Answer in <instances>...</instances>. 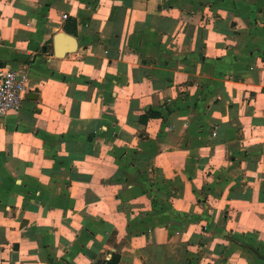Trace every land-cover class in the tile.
Segmentation results:
<instances>
[{
  "label": "crops",
  "instance_id": "crops-1",
  "mask_svg": "<svg viewBox=\"0 0 264 264\" xmlns=\"http://www.w3.org/2000/svg\"><path fill=\"white\" fill-rule=\"evenodd\" d=\"M0 67V264H264V0H0Z\"/></svg>",
  "mask_w": 264,
  "mask_h": 264
},
{
  "label": "built area",
  "instance_id": "built-area-1",
  "mask_svg": "<svg viewBox=\"0 0 264 264\" xmlns=\"http://www.w3.org/2000/svg\"><path fill=\"white\" fill-rule=\"evenodd\" d=\"M64 17L67 18V15ZM27 85L26 73L8 67H0V116L21 109Z\"/></svg>",
  "mask_w": 264,
  "mask_h": 264
},
{
  "label": "water",
  "instance_id": "water-1",
  "mask_svg": "<svg viewBox=\"0 0 264 264\" xmlns=\"http://www.w3.org/2000/svg\"><path fill=\"white\" fill-rule=\"evenodd\" d=\"M63 41L66 42V46L64 47H62L61 44ZM75 48H76V41L73 37L63 32H59L55 36V50L58 56H63L64 54L73 51Z\"/></svg>",
  "mask_w": 264,
  "mask_h": 264
}]
</instances>
